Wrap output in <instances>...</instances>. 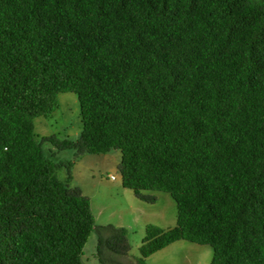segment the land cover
Here are the masks:
<instances>
[{
	"label": "trees",
	"instance_id": "obj_1",
	"mask_svg": "<svg viewBox=\"0 0 264 264\" xmlns=\"http://www.w3.org/2000/svg\"><path fill=\"white\" fill-rule=\"evenodd\" d=\"M68 93L79 138L37 142ZM113 151L124 189L177 209L136 260L71 186L76 160ZM93 231L99 264L182 241L211 264H264V0H0V264H84Z\"/></svg>",
	"mask_w": 264,
	"mask_h": 264
},
{
	"label": "rangeland",
	"instance_id": "obj_2",
	"mask_svg": "<svg viewBox=\"0 0 264 264\" xmlns=\"http://www.w3.org/2000/svg\"><path fill=\"white\" fill-rule=\"evenodd\" d=\"M58 109L47 118L35 120V140L56 137L60 140H77L82 132L81 109L75 94H61L57 99ZM48 143L44 144L46 158H50ZM54 150V149H53ZM75 153H58L55 161L74 160ZM121 152L107 155H86L76 160L72 170L73 188L81 190L83 196L91 200V210L96 227L114 226L128 231L131 246L130 258L140 257L139 249L148 225L164 230L174 228L177 209L168 194L144 192L155 198L153 204L137 199L123 188L119 166ZM98 234L93 231L83 249L84 264H99L95 258ZM213 249L188 242H177L147 259V264H211Z\"/></svg>",
	"mask_w": 264,
	"mask_h": 264
}]
</instances>
